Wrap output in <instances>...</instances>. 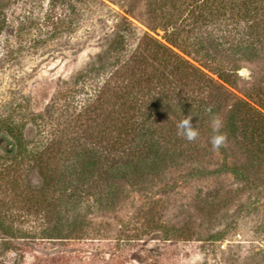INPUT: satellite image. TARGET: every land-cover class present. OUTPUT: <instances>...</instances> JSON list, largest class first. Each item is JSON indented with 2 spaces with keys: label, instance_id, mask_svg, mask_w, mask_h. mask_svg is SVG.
Masks as SVG:
<instances>
[{
  "label": "rangeland",
  "instance_id": "374dc122",
  "mask_svg": "<svg viewBox=\"0 0 264 264\" xmlns=\"http://www.w3.org/2000/svg\"><path fill=\"white\" fill-rule=\"evenodd\" d=\"M69 1L79 8L80 0ZM154 1L107 0L103 9L96 4L89 23L73 34L0 63V120L22 125L28 142L49 135L68 142L69 155L60 156L66 164L48 160L57 171L71 165L77 144L96 141V101L78 115L79 105L93 98L94 82L76 75L111 37L113 12L128 13L162 40V19L149 13ZM1 41L0 59L10 48ZM263 71L264 53L259 61L243 62L231 92L242 98ZM210 139L199 161L204 174L169 172L152 182L150 192L127 188L116 202H96L95 180L84 185L75 176L66 190L56 188L45 199L37 190L42 184L35 160L8 171L0 161V264H264V167L241 181L227 170L235 149L215 150Z\"/></svg>",
  "mask_w": 264,
  "mask_h": 264
},
{
  "label": "trees",
  "instance_id": "16d2710c",
  "mask_svg": "<svg viewBox=\"0 0 264 264\" xmlns=\"http://www.w3.org/2000/svg\"><path fill=\"white\" fill-rule=\"evenodd\" d=\"M90 1L91 7L80 0L75 9L69 0H0V38L10 45L0 63L73 34L89 23L96 4L108 8L107 0ZM149 10L162 19V40L136 26L128 13L113 12L111 37L76 75L94 82L93 98L79 105L78 115L96 101V141L77 144L71 165L57 171L48 160L66 164L60 156L69 155L68 142L53 135L28 142L22 125L0 120L4 170L35 160L42 184L37 190L45 199L52 198L49 191L66 190L73 176L84 185L95 180L96 202H116L127 188L150 192L163 174H204L199 161L213 135L208 107L223 119L226 145L236 151L227 170L247 182L264 167V71L242 98L230 90L240 64L259 61L264 53V0H156ZM190 112L199 131L194 142L177 136V122Z\"/></svg>",
  "mask_w": 264,
  "mask_h": 264
},
{
  "label": "clouds",
  "instance_id": "9594fccd",
  "mask_svg": "<svg viewBox=\"0 0 264 264\" xmlns=\"http://www.w3.org/2000/svg\"><path fill=\"white\" fill-rule=\"evenodd\" d=\"M206 111L210 114V122L213 135L210 139V143L215 150H219L221 147L226 146L228 141V134L221 131L224 127L223 119L219 114H213L212 108L208 107ZM193 114L190 112L188 115H182V118L177 122V136L184 138L189 142H194L199 137V131L196 126L192 124Z\"/></svg>",
  "mask_w": 264,
  "mask_h": 264
}]
</instances>
